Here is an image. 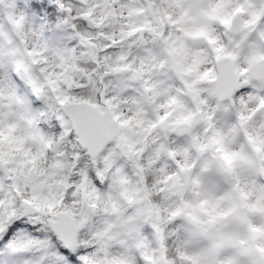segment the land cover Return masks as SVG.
Instances as JSON below:
<instances>
[{
  "label": "clouds",
  "instance_id": "clouds-1",
  "mask_svg": "<svg viewBox=\"0 0 264 264\" xmlns=\"http://www.w3.org/2000/svg\"><path fill=\"white\" fill-rule=\"evenodd\" d=\"M13 220L15 264L52 225L82 264H264V0L0 2Z\"/></svg>",
  "mask_w": 264,
  "mask_h": 264
},
{
  "label": "snow or ice",
  "instance_id": "snow-or-ice-1",
  "mask_svg": "<svg viewBox=\"0 0 264 264\" xmlns=\"http://www.w3.org/2000/svg\"><path fill=\"white\" fill-rule=\"evenodd\" d=\"M227 90L231 91V86ZM24 230L25 223L20 220L11 221L6 228L0 230V246L8 250L4 264H15L13 256L18 249L14 246L12 237ZM49 231L54 232L55 236L54 242L47 244L45 255L51 259L52 264H82L84 249L66 235L64 228L52 225Z\"/></svg>",
  "mask_w": 264,
  "mask_h": 264
},
{
  "label": "water",
  "instance_id": "water-1",
  "mask_svg": "<svg viewBox=\"0 0 264 264\" xmlns=\"http://www.w3.org/2000/svg\"><path fill=\"white\" fill-rule=\"evenodd\" d=\"M64 230H65L66 235L69 236V238H71L74 241L73 236H72V230H71V228L68 227V226H65L64 227Z\"/></svg>",
  "mask_w": 264,
  "mask_h": 264
},
{
  "label": "rangeland",
  "instance_id": "rangeland-1",
  "mask_svg": "<svg viewBox=\"0 0 264 264\" xmlns=\"http://www.w3.org/2000/svg\"><path fill=\"white\" fill-rule=\"evenodd\" d=\"M0 2H2V3H6V4H10L11 5V7H15V5H16V0H0Z\"/></svg>",
  "mask_w": 264,
  "mask_h": 264
},
{
  "label": "trees",
  "instance_id": "trees-1",
  "mask_svg": "<svg viewBox=\"0 0 264 264\" xmlns=\"http://www.w3.org/2000/svg\"><path fill=\"white\" fill-rule=\"evenodd\" d=\"M52 262V261H51Z\"/></svg>",
  "mask_w": 264,
  "mask_h": 264
}]
</instances>
